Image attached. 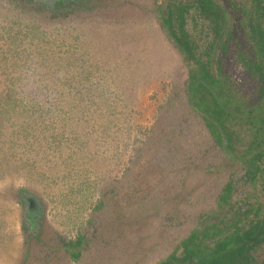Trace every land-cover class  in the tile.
<instances>
[{
	"label": "rangeland",
	"instance_id": "obj_1",
	"mask_svg": "<svg viewBox=\"0 0 264 264\" xmlns=\"http://www.w3.org/2000/svg\"><path fill=\"white\" fill-rule=\"evenodd\" d=\"M24 1L0 0V264L180 255L234 170L214 167L225 153L188 103L187 67L157 23L156 0L67 1L59 11L74 12L54 18ZM195 17L187 26L203 48L211 25ZM240 19L234 35L246 48ZM236 176L228 216L264 205V171L254 185ZM260 239L251 264H264Z\"/></svg>",
	"mask_w": 264,
	"mask_h": 264
},
{
	"label": "trees",
	"instance_id": "obj_2",
	"mask_svg": "<svg viewBox=\"0 0 264 264\" xmlns=\"http://www.w3.org/2000/svg\"><path fill=\"white\" fill-rule=\"evenodd\" d=\"M67 1L70 3L74 0H25L23 5L54 18L74 12L59 11V5ZM88 6L89 9L93 8L90 4ZM194 9L196 14L191 15ZM262 11L264 0H252L251 6L234 0H156L152 12L157 23L187 67L185 93L188 103L225 153L226 160L214 167L217 172L222 169L234 170L230 172L231 180L218 198L217 208L201 213L197 226L180 242V255L173 251L156 264L253 262L250 250L264 235V214L261 211L264 205H249L245 211L236 210L230 216L227 215L226 206L232 205L229 199L237 184L236 173L239 170L253 185L259 178L258 174L262 176L264 171ZM237 15L241 16L237 26L243 28L248 45L246 48L239 45L234 35L233 19ZM195 16L206 19L211 25V38L203 48L187 26L188 18L193 20L194 26L197 25ZM209 168L213 170V166ZM29 199L32 201L29 195L24 194L20 202H29L31 207H36ZM104 203V199L101 200L97 208L103 207ZM250 214L253 217L248 218ZM121 218L122 214L117 219L119 224ZM36 234L33 235L37 237ZM84 240L85 236L80 235L74 243H70L72 258L81 255Z\"/></svg>",
	"mask_w": 264,
	"mask_h": 264
},
{
	"label": "flooded vegetation",
	"instance_id": "obj_3",
	"mask_svg": "<svg viewBox=\"0 0 264 264\" xmlns=\"http://www.w3.org/2000/svg\"><path fill=\"white\" fill-rule=\"evenodd\" d=\"M28 207V206H27ZM28 209H29V212H30V214L31 215H34L35 214V206H30V207H28ZM35 216V215H34ZM33 225H34V223L33 222H31L30 223V225L27 227L28 228V230L30 229V228H33Z\"/></svg>",
	"mask_w": 264,
	"mask_h": 264
}]
</instances>
